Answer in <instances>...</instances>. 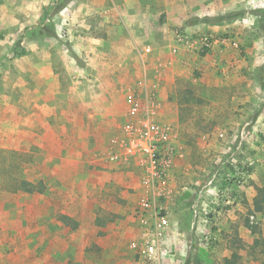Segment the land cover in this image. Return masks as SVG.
Here are the masks:
<instances>
[{
	"label": "rangeland",
	"instance_id": "rangeland-1",
	"mask_svg": "<svg viewBox=\"0 0 264 264\" xmlns=\"http://www.w3.org/2000/svg\"><path fill=\"white\" fill-rule=\"evenodd\" d=\"M58 1L74 18L59 24L52 50L17 23L4 21L0 31V264H226L235 251L234 264H264V0ZM227 14L237 16L203 21ZM177 31L220 43L190 51ZM37 48L52 53L43 60L59 91L50 99L22 63L34 62ZM178 53L186 62H176ZM172 70L179 73L167 90ZM147 90L174 150L163 195L153 196L149 181L166 222L154 257L141 252L137 213L147 195L145 155L108 157L121 150L114 139L125 138L129 109L145 105ZM88 119L97 126L87 138ZM58 135L85 143L81 162L51 160L76 157ZM172 210L188 225L181 236L169 235ZM181 238L179 256L167 247Z\"/></svg>",
	"mask_w": 264,
	"mask_h": 264
},
{
	"label": "built area",
	"instance_id": "built-area-1",
	"mask_svg": "<svg viewBox=\"0 0 264 264\" xmlns=\"http://www.w3.org/2000/svg\"><path fill=\"white\" fill-rule=\"evenodd\" d=\"M175 37L179 44L190 51L194 50L197 45L211 49L220 43L218 38L211 36L192 37L180 31L175 32ZM156 112V93L154 90H147L145 105L139 108L137 104H134L129 109V120L124 126L125 138L114 139V146L120 147L121 150L110 148L108 151L109 159L116 162L124 161L140 153L145 155L147 195L140 201L137 213L141 224V252L148 256L166 238L165 217L160 216L156 206L152 203V197L148 195L151 190L149 181L155 180L157 183V186H151L152 195H163L167 185L168 171L174 159L170 128L160 127L154 122Z\"/></svg>",
	"mask_w": 264,
	"mask_h": 264
},
{
	"label": "crops",
	"instance_id": "crops-1",
	"mask_svg": "<svg viewBox=\"0 0 264 264\" xmlns=\"http://www.w3.org/2000/svg\"><path fill=\"white\" fill-rule=\"evenodd\" d=\"M21 6L19 8L15 7L13 5V2L8 1H0V31L4 28V21H8L10 25L18 24L19 27H21V32L23 35L29 38L32 37V39L39 44L46 43V39H48L50 45V50L53 49V45H57L59 43V24L66 23L67 25L71 24V19L74 18V11L69 10L67 7L64 10L56 9V4L60 3L61 1L58 0H20ZM68 6V5H67ZM81 17H84V11L83 13L80 12ZM11 20V21H9ZM13 21V22H12ZM50 22V26H46L47 23ZM52 23V24H51ZM54 25V26H53ZM66 33L70 36L72 33V27L67 28L66 27ZM98 41V40H97ZM83 43H86L87 45L91 46L93 45L94 41H92L91 38L87 37ZM51 52L48 54L45 49L43 51L40 48L36 49L35 57L36 59L34 62H22L24 63V66H27L28 69L30 67H34V73L38 76V82L39 88L43 89L45 91V94H42L41 97L46 99L53 98L59 91L57 88V83L55 81H51L54 79V73L52 69V62H43L44 59L49 57L51 58ZM73 55V53H72ZM74 56V55H73ZM178 59H176V62H186V59L181 56L179 53L177 54ZM20 63V62H18ZM20 68H23V64H20ZM177 70H172L169 72V75L167 76V81L165 85V88L167 90H170L172 87V84L174 82V78L176 75H178ZM53 75V76H52ZM102 79L101 81L106 80L107 76H100ZM37 93V91H35ZM167 98H165L164 101H166ZM167 102V101H166ZM166 107V106H165ZM80 108V107H79ZM175 109H177L174 106H169V110L171 113H175ZM66 111L71 115L73 118V113H75L76 109L74 106L66 105ZM85 113L89 116L90 115V109L87 107V109L84 110ZM41 115H43V112H40ZM112 111L109 110H103V114L101 112H97V114L102 115H110ZM3 112L0 111V119H3ZM57 121V120H56ZM87 125L85 127V131L87 132V138L88 135H92L94 132V128L97 126V123L94 125H91L89 122V119L87 120ZM53 127L56 126V123L52 125ZM70 128L72 129L74 127V120H70L69 124ZM57 130V128H56ZM59 132V131H57ZM58 144L62 147V149L66 148H77L76 151V157H72L70 154H49L51 160L59 161L61 163H73V162H81L83 147L85 143L81 141V145L79 144V140L77 139H63L61 138V135H58ZM102 146V145H101ZM57 172V171H56ZM59 172V171H58ZM59 174H62L60 172ZM171 214L168 218L169 225H168V232L169 235H174L175 233H178L180 236L183 235V230L188 227L187 224L183 225L182 221L179 220L178 216L173 210L170 211ZM182 223V224H181ZM173 231V232H172ZM170 235V236H171ZM175 239V236H173ZM168 241L169 238H168ZM170 243V242H169ZM167 245V244H166ZM185 242L182 240V238L175 243L172 244V246L167 247L168 250L174 251L176 255H179L178 253H183V250L186 249ZM188 248V247H187ZM188 252V251H187ZM155 251L152 252V257H154ZM180 254L179 256H181ZM191 255V253H190ZM158 258V257H157ZM192 257L190 258V260Z\"/></svg>",
	"mask_w": 264,
	"mask_h": 264
},
{
	"label": "trees",
	"instance_id": "trees-1",
	"mask_svg": "<svg viewBox=\"0 0 264 264\" xmlns=\"http://www.w3.org/2000/svg\"><path fill=\"white\" fill-rule=\"evenodd\" d=\"M236 16L237 15H235V14L220 15V16H217L214 19H211V20H203V21H209V22L214 21V22H217L218 20L232 19V18H235ZM22 185H23L22 187H24L23 189H25L28 192L31 191V189L29 187H27L29 185V182L23 181L22 182ZM232 257H233L232 260L226 259V264H234V263H237L238 262V258L240 257V255L235 251V252L232 253Z\"/></svg>",
	"mask_w": 264,
	"mask_h": 264
}]
</instances>
